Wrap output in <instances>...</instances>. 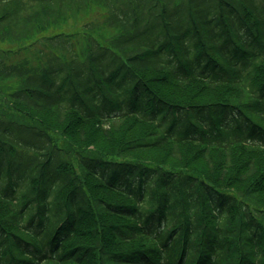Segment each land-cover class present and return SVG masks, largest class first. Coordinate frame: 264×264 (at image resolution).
Masks as SVG:
<instances>
[{"label":"trees","instance_id":"1","mask_svg":"<svg viewBox=\"0 0 264 264\" xmlns=\"http://www.w3.org/2000/svg\"><path fill=\"white\" fill-rule=\"evenodd\" d=\"M0 264H264V0H0Z\"/></svg>","mask_w":264,"mask_h":264},{"label":"rangeland","instance_id":"2","mask_svg":"<svg viewBox=\"0 0 264 264\" xmlns=\"http://www.w3.org/2000/svg\"><path fill=\"white\" fill-rule=\"evenodd\" d=\"M94 16H95V18H98L99 17V15L98 14H94L92 17H91V21H92V19L94 18ZM80 17V16H79ZM72 23H75L74 21H72L70 24H68V26H66L65 28H63L62 30H64V31H71V30H75V26H73V24ZM78 23H83L82 21H79ZM80 24V25H81ZM105 32H107L108 34L109 33H111V31L110 30H104ZM92 37H94V38H96V35L95 34H92ZM82 44V42L81 41H79L77 44H75L74 45V47H73V50H78L79 49V46ZM5 47H7V48H10L9 47V45H4ZM65 46L68 48V45H66L65 44ZM36 49H40V46L39 45H37V44H35V48L33 47L32 48V50H29V56H32L33 55V52H34V50H36ZM64 54H66L67 55V53H64ZM24 55L27 57L28 56V51H25L24 52ZM16 59H21L22 58V56H16L15 57ZM12 83H13V81H12ZM16 83H14V85H15ZM1 88H3L2 86H1ZM138 243L137 242H129V243H127L126 245H124L123 247H121V248H131V247H133V246H135V245H137Z\"/></svg>","mask_w":264,"mask_h":264}]
</instances>
